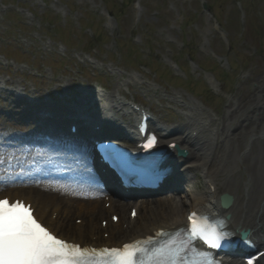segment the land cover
<instances>
[{
	"label": "rangeland",
	"instance_id": "1",
	"mask_svg": "<svg viewBox=\"0 0 264 264\" xmlns=\"http://www.w3.org/2000/svg\"><path fill=\"white\" fill-rule=\"evenodd\" d=\"M123 1L0 0V83L3 84L5 79L8 83V79L18 72L26 74L40 65L42 68L41 62L54 63L58 73H69L71 67L76 72L72 55L85 53L84 50L89 49L88 40H91L94 49L90 54L102 61H113L125 72L136 67L137 58L159 72L154 77L153 70L151 74L145 68L138 70L140 84L137 91L152 102L158 103L162 96L168 97L166 93L170 90L182 92L189 99H206V89L215 94L221 83L206 70H213L220 77L222 73L216 69L217 64L212 58H223V64L227 62L225 74L232 79V84L226 85L227 93L217 95L222 97V106L227 98L230 104L232 100H238L240 106L244 102L246 108L251 97L264 101V0H210L227 30L199 8L200 0H136L138 3L134 8L124 5ZM235 6L240 9V14ZM107 9L117 12L119 23L114 20L112 28L108 26L103 30L104 22L107 25L104 14ZM216 26L223 34L218 33ZM91 31L96 36L90 37ZM227 37L230 50L224 47ZM183 43L186 47L182 54L187 57L192 53L196 58L187 69V79H181L185 77L183 72L168 65L175 58L182 59L179 50ZM60 50L64 51L65 60L59 58ZM6 59H12L15 65L6 63ZM199 61H203V66H199ZM84 68L87 73L91 71ZM145 78H150L156 91L148 90ZM126 79L130 80L128 75ZM165 102L161 105L169 104L168 100ZM10 120L11 116L0 117V132H11L13 127L5 125ZM260 129H264V121L256 131ZM245 149V145L238 151L236 148L231 161H238ZM242 177L241 183L247 180L245 174ZM233 178L234 175L228 179L229 187L236 181ZM202 190V184H197V191ZM181 194L177 192V196ZM183 199L188 201L187 197ZM75 217L69 218L72 225Z\"/></svg>",
	"mask_w": 264,
	"mask_h": 264
},
{
	"label": "bare ground",
	"instance_id": "2",
	"mask_svg": "<svg viewBox=\"0 0 264 264\" xmlns=\"http://www.w3.org/2000/svg\"><path fill=\"white\" fill-rule=\"evenodd\" d=\"M114 76V75H110ZM111 92V93H115ZM97 96H106L100 90H96ZM110 95V94H107ZM182 98V97H180ZM180 104H183L181 99H175ZM249 103L246 108L244 102L238 111H232L228 115L227 124L222 125L219 134L223 135L225 127L231 130L230 136L225 134V144L218 145L216 138L209 134L207 129L214 128V118L208 116L198 117V120L205 119L204 122H194V127L197 130V135L182 137V145H188L191 149V156L197 157L201 163L200 167L207 169L205 179H211L216 182V190L212 193L207 189L203 195L190 194L192 197V204L195 207L210 208L214 202H217L219 194L227 191L233 195L234 200L232 205L225 210V213H230L234 224L239 228H249L251 235L258 238L259 241L264 242V205L261 204L262 194L264 193V129L256 131L264 121V101H260L257 97L248 99ZM185 102V101H184ZM224 121V120H223ZM178 132L181 130L176 129ZM21 137L18 135H0V153H13L11 150L15 149L17 143L20 142ZM213 144L215 146H213ZM246 146L243 154L239 156L238 161H231L233 151L237 148ZM206 163L209 167H206ZM236 168L237 172H243L247 176L244 181L243 190L246 191V196H240L235 190L228 186V179L230 176L235 175L233 169ZM189 171L177 170L175 180L167 183L166 194L156 197L145 206V210H139L138 216H141L139 222L133 225H128V229L123 231L119 229L117 233H111L110 239L104 241L106 243H114L113 240L118 242L122 240H129L135 236L150 233L160 227L169 226L172 224L180 225L184 222L186 216V209H184L182 196H177L178 191L188 194L189 190L186 187H181V184L189 183ZM22 177V178H21ZM38 177L37 168H31L24 171L20 177H13L15 180L22 179L31 180L36 185L37 182L33 181ZM180 177V178H178ZM177 178L180 183H176ZM8 194L16 196L25 193L26 199H30L37 206V214L42 217L47 210H55L56 205H62L61 216L53 223V229L56 230L62 237L72 239L71 236L75 235L74 227L70 223L71 216L84 218V223L80 230L85 232H95L100 234V227L97 224V218L105 215L106 211L102 205L96 203L94 195L87 189L76 188L74 186H65L61 184H47L43 186L31 187H17L14 189L5 190ZM256 192V193H255ZM189 204V205H190ZM113 210L119 212L121 220L126 221L125 210L128 203L115 201ZM77 206L83 207V213L76 210ZM81 214V215H80ZM49 213L46 218H49ZM44 217V216H43ZM55 232V231H54ZM96 234V235H97ZM97 235V237H98ZM99 238V237H98ZM97 238L92 243H99L101 240ZM80 241V240H79ZM81 241H87L82 239Z\"/></svg>",
	"mask_w": 264,
	"mask_h": 264
},
{
	"label": "snow or ice",
	"instance_id": "3",
	"mask_svg": "<svg viewBox=\"0 0 264 264\" xmlns=\"http://www.w3.org/2000/svg\"><path fill=\"white\" fill-rule=\"evenodd\" d=\"M149 139L155 141L154 136ZM188 220V239L181 242L155 249L143 247L141 241L119 248L89 249L52 234L32 215L30 206L0 198V264H212L203 253L193 250L191 241L199 239L220 247L229 234L198 219L195 213L189 214Z\"/></svg>",
	"mask_w": 264,
	"mask_h": 264
},
{
	"label": "water",
	"instance_id": "4",
	"mask_svg": "<svg viewBox=\"0 0 264 264\" xmlns=\"http://www.w3.org/2000/svg\"><path fill=\"white\" fill-rule=\"evenodd\" d=\"M230 202H231V198H228L227 200H224V201H223V203H224L225 205L230 204Z\"/></svg>",
	"mask_w": 264,
	"mask_h": 264
}]
</instances>
